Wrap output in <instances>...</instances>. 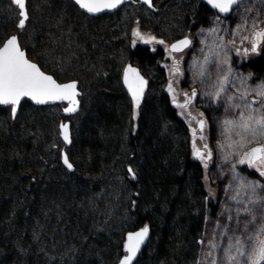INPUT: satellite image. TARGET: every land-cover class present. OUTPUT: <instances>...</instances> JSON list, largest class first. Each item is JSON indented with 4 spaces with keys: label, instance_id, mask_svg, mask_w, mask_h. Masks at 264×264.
Here are the masks:
<instances>
[{
    "label": "trees",
    "instance_id": "obj_1",
    "mask_svg": "<svg viewBox=\"0 0 264 264\" xmlns=\"http://www.w3.org/2000/svg\"><path fill=\"white\" fill-rule=\"evenodd\" d=\"M61 2L72 18L65 22L76 35L80 9L71 0ZM182 2L174 3L188 19L195 6ZM56 19L53 26L58 28L60 18ZM16 25L11 16L0 15V43ZM54 31L46 24L32 40L35 48L20 44L26 54L30 47L31 53H39L37 62L47 72L51 66L45 51L52 52L66 41ZM131 61L152 69L154 82L150 78L147 94L137 107L122 86L120 64L100 73L102 79L112 76V87L98 85L91 130L86 123L80 133V162L72 164V172L63 167L59 156L46 167L45 147L32 125L46 107L23 101L14 118L9 108H0L7 118L5 124L0 122L5 128L0 129V264H118L124 235L143 226H148L150 237L135 264H195L205 212L210 210L213 216L216 205L206 202L203 166L193 157L188 127L166 91L157 94L154 88L156 79L157 84L162 82L157 77L158 60L148 49L132 46ZM260 61L251 65L254 70ZM51 74L60 78L54 71ZM27 109L33 114L25 115ZM122 146L129 151L121 160ZM56 148L51 147V152ZM44 167L47 173L39 177ZM112 191L120 198L116 206Z\"/></svg>",
    "mask_w": 264,
    "mask_h": 264
},
{
    "label": "rangeland",
    "instance_id": "obj_2",
    "mask_svg": "<svg viewBox=\"0 0 264 264\" xmlns=\"http://www.w3.org/2000/svg\"><path fill=\"white\" fill-rule=\"evenodd\" d=\"M61 1L63 0H32L29 5L27 0L28 18L25 26L20 28L17 6L12 2L11 5H7L0 0L1 17L11 16L17 21L16 27L5 36L0 46L10 35L16 34L19 44L22 43L25 46L31 44L35 48L36 43L34 45L32 40L39 35L41 27L46 24L52 25L58 39L63 37L66 41L64 44L61 39L60 48L55 46L52 52L45 51L46 61L52 69L50 71H54L57 77L60 76L58 79L53 76L60 83L70 80H76L79 83L80 103L79 111L75 115L65 118L62 115L64 104L43 106L46 108L37 114L39 118L34 115L36 121L32 125L41 137L38 142L42 143V149L45 147L42 154L45 155L48 168L58 156L60 158V150H65L72 164L79 165V136L86 123L87 125L89 123L91 130V121L94 119L92 109L98 98V85L106 84L107 88L112 87V76L104 75L103 79L100 76L101 72H106L105 68L109 69L115 64H120L123 76L125 70L123 65L128 63L130 67L140 68L142 73H146L154 82L153 74L149 72L152 69L139 66L133 61L128 62L129 49L132 46L147 45L148 49L154 52L158 48V38H163L170 43L176 36L185 32L184 17L179 9L180 6L174 3L175 0H153V11L146 8L139 0H131L122 4L118 12L104 13L101 18H97L102 16L98 15L90 16L94 19H87L82 16L85 12L80 10L79 33L74 35L73 26H67L69 23L65 22L72 18L65 9L61 8ZM58 17L60 20L57 22L60 26L57 28L53 26V23L56 18L59 19ZM263 29L264 0L243 1L228 19L213 15L206 27L190 32L193 45L190 50L180 55L183 58L164 48L161 65L164 66L168 78L163 85L169 81L167 89L171 88L169 91L171 100L177 101L178 88L182 81H186L188 101L198 100L206 112V118L202 119L201 115L192 121L187 114L182 113V109L178 110L180 117L193 135L198 123L203 121L202 133L205 141H196L193 152L194 158L200 159L203 166L206 202L211 201L216 205L212 212L213 216L209 214L210 210L205 212V226L198 240L199 250L195 264H213V261L215 264H227L229 245H235L236 240L240 239L247 251L249 245L254 243L249 240V237L255 236L260 225H264V175L251 173L240 165L242 154L258 144L249 143L241 148L239 144L241 137L237 135L240 129L234 128L228 132L224 123L227 120L238 122L241 112L247 115L245 104H252L253 109L260 107L259 103L252 102L261 99L253 90L264 86V41H261L259 49L253 53L252 36ZM136 32L145 39H140L134 34ZM153 37L155 39L151 42H145ZM60 43L61 41L57 45ZM33 48H29L30 55L27 54V57L38 64L36 56L40 57V55L31 53ZM259 56L261 61L256 71L252 64ZM181 61L184 62L181 63ZM177 69L182 71L180 76L177 75ZM43 71L53 75L51 72ZM225 76L228 78L227 82L223 80ZM158 82L159 80L156 79V86L153 84L158 91L157 94L160 93L161 88ZM221 84H223V91H221ZM218 92L219 96H217ZM237 105L239 107H236ZM187 107V113H195L193 105ZM2 108L10 109V107ZM7 112L9 113L8 109ZM29 113L33 114L32 110L27 109V112L26 110L24 112L25 115ZM25 115L22 117L26 118ZM6 119V116L1 113L0 122L5 124ZM64 120L70 121L72 145L69 147H64L58 136V125ZM3 128L4 126L0 124V129ZM127 139L125 138V142ZM54 146L57 147L56 151L51 152L50 148ZM201 148L204 151H201ZM197 149L201 156L196 154ZM128 151V147H121L123 156L121 160ZM46 167L40 169L39 177L47 173ZM119 171L120 168L117 173ZM249 185L254 186V190ZM109 197L110 192L106 198L107 201L110 200ZM114 197L113 204L115 203L116 206L120 198L113 193ZM109 204L111 205L112 202ZM231 255L238 256L235 247L231 249ZM238 264H245L244 257H239Z\"/></svg>",
    "mask_w": 264,
    "mask_h": 264
},
{
    "label": "snow or ice",
    "instance_id": "obj_3",
    "mask_svg": "<svg viewBox=\"0 0 264 264\" xmlns=\"http://www.w3.org/2000/svg\"><path fill=\"white\" fill-rule=\"evenodd\" d=\"M121 2L122 0H76V3L89 13H98L104 9L115 8ZM145 2L150 3V0H145ZM13 3L20 9L21 19L18 26L23 28L28 18L25 10L26 0H13ZM208 3L220 12L226 13L237 3V0H208ZM134 34L139 36L140 39H145L140 36L139 32ZM255 36L256 40L252 44L253 52L257 50L258 41H264V31L256 32ZM153 39L155 38H148L145 42H151ZM158 42L163 43V41ZM190 43L191 41L188 39L181 40L171 46V51H181ZM227 79V76H225L223 78L224 82H227ZM124 83L127 85L138 107L147 82L139 75L136 69L129 66L124 72ZM76 87L75 82L60 84L51 76L41 72L36 64L31 63L25 58V53L21 51L17 37H10L3 44V47H0V105H11L13 114H15L21 99L25 97L30 98L38 104H44L49 101H68L70 106L65 111L73 112L78 105ZM221 91H223V84H221ZM253 91L261 99L252 103H259L260 107L253 109L252 104H245L244 107L247 110V115L241 112L238 122L227 120L224 123L227 126L226 131L228 132H231L234 128L240 129L237 135L241 137L239 141L241 148L249 143L259 145L251 147L250 150L245 152L240 163L247 162L250 166L259 163L261 166H264V143H261V141H264V86H260ZM219 94L218 92L217 96ZM236 107H239V105ZM200 124L202 128L203 121H200ZM61 127L64 132L65 141H69L68 126L62 125ZM196 154L198 156L202 155L198 149ZM64 163L69 169L72 168L67 156L64 157ZM261 175H264V172ZM249 187H252L254 190V186L249 185ZM147 233L148 228L145 227L140 232L128 236L125 245L128 255L124 257L121 264H131ZM249 240L254 241V243L249 245L247 251H245L244 244L240 239L236 240L235 245H229V254L226 258L227 264H238L239 257H244L245 264H264V225H260L256 235L249 237ZM212 247H215V245H212ZM233 247L236 248L238 256L231 255ZM213 264H215L214 261Z\"/></svg>",
    "mask_w": 264,
    "mask_h": 264
},
{
    "label": "flooded vegetation",
    "instance_id": "obj_4",
    "mask_svg": "<svg viewBox=\"0 0 264 264\" xmlns=\"http://www.w3.org/2000/svg\"><path fill=\"white\" fill-rule=\"evenodd\" d=\"M245 1H249V0H245ZM182 3H190V4H192V5L195 6L194 13L192 15H190V17L188 19H184L185 32L182 33L181 35L176 36L173 39V41L170 42V43H167L165 41V39H163V38H158V41H163V43H159L158 42L157 43L158 48L156 50H154V52L153 51H150L148 49V46L147 45H144V46H141V47H143L145 49H148L149 50V53L151 55L152 54L155 55L156 59L160 63L159 67H160L161 70L158 71V73H157L158 74L157 77L160 80L162 79V82H161L162 85H160L161 86V92L160 93L162 94V93H164V91H166V94L168 95V97H169V99L171 101V105H172L173 109L175 110V112L177 113V115L179 117H180V114H179V111L178 110L179 109H182V113L183 114H187L188 115V118L193 121L197 117H201V115H202V119L206 118V112L203 109L202 104H200L198 100L194 99L193 101H191V100L188 101V99H187L188 93L186 92V89L188 88V86H187L188 83H186V81H182L181 84H180V87L178 88L177 101L176 100L175 101L171 100L172 96L169 93L170 90L167 89L168 86H169L168 85L169 84L168 83L169 81H166V85L165 86L163 85L164 80H167V78H168L167 77V73H166V71L164 69V66L161 65V61H163V56H164V53H165L164 48L166 47L167 51L170 52V53H172V54L173 53H176L177 55H179V58H183V56H180V55H182V53H184L185 51L190 50V48L193 45V39H192V37L189 34L190 32H194V31H197V30H199L201 28L206 27L208 25L209 21H210V18L213 15L216 16V17L228 19L229 17L232 16V13L234 12V10L237 7H235L233 10H230V11H228V12L225 13V12H220L218 9L214 8L211 4L208 3V0H183ZM153 10H151V11H153ZM263 31H264V29H263ZM182 38H186L189 41H191V43L188 45V47H186L184 50H182L180 52H172V51H170V49H169L170 45L174 41H177V40L182 39ZM252 39L253 40H256L255 33L253 34ZM260 43H261V41H258L257 50L259 49V44ZM133 48H135V46H133ZM255 52H253V53H255ZM259 58H260V56L256 60H259ZM183 62L184 61H181V63H183ZM128 67H126V68H128ZM131 67L133 69H136L139 72V75L141 77H143V79L147 82L146 85H145V89L143 91L142 97L140 99V103H141L143 101L144 97L146 96L147 91L149 89V86H150V78H149V76L146 73H142V71L140 70V68L133 67V66H131ZM124 72H125V70L123 71V74H124ZM181 74H182V71H181V69H179L177 75L180 76ZM121 83H122V86H123L124 90L126 91V89H125V87L123 85V76L121 78ZM126 93H127V91H126ZM127 95L133 101V103L135 104L134 100L130 97V95L128 93H127ZM191 105H193V107L195 108V110H194L195 113H187V110H188V107L187 106L190 107ZM186 126H187V124H186ZM188 130H189V127H188ZM202 132H203V130L201 128L200 122L197 125V129H195V134H194L195 136L192 134L193 133L192 131L191 132L189 131V134H190V144H191V150H192L193 157H194V154H195L193 152L194 151V144H195V142L196 141L197 142H199V141H203L204 142L205 141V137H204V135H203ZM204 145H206V144H204ZM256 146H259V145H256ZM248 150H250V149H248ZM201 151H204V149L201 148ZM243 154H242L240 160L243 158ZM196 160L199 161L200 159L199 160L196 159ZM199 162L201 163V161H199ZM240 165L241 166H244L251 173L253 172V173H256V174H261L262 172H264V166H261L259 163L255 164L253 166H250L247 162L246 163H243V164L240 163Z\"/></svg>",
    "mask_w": 264,
    "mask_h": 264
},
{
    "label": "water",
    "instance_id": "obj_5",
    "mask_svg": "<svg viewBox=\"0 0 264 264\" xmlns=\"http://www.w3.org/2000/svg\"><path fill=\"white\" fill-rule=\"evenodd\" d=\"M26 1H27V0H26ZM71 1H72V2H73V3H74V4H75L80 10H82L83 12H85L86 14H88L89 16H98V15H102V14H104V13H114V12H116V11L121 7L122 4L127 3V2H129V1H131V0H122V2H121L120 4H118L117 7H115V8H111V9H104V10L98 12V13H89L86 9L81 8L80 5H79L78 3H76V0H71ZM242 1H245V0H237V3L234 4L230 10H233L235 7H237L238 4H239L240 2H242ZM11 2L13 3V0H11ZM139 2H140L141 4H143L146 8L150 9V10H153V9H154V7H153V0H150V3H146L145 0H139ZM13 4L16 5L15 3H13ZM16 6H17V5H16ZM17 8L19 9L18 6H17ZM25 10H26V6H25ZM26 12H27V10H26ZM19 15H20V9H19ZM27 17H28V15H27ZM20 19H21V16H20ZM18 25H19V24H18ZM18 27H19V26H18ZM12 36L17 37L16 34H14V35H10L7 39H5V41L2 43V45H1L0 47H3V44H4V43H5L10 37H12ZM184 39H186V38H182V39H179V40H177V41H174V42L170 45V47H169L170 51H171V46H172L173 44H176V43H178L179 41L184 40ZM17 41H18V44H19L18 37H17ZM19 47H20L21 51H23V52L25 53V58H26L27 60H29L31 63L36 64L35 62L31 61V60L27 57V54H26L25 50L21 48L20 44H19ZM187 47H188V46H187ZM185 48H186V47H184L182 50H184ZM182 50H181V51H182ZM172 52H173V51H172ZM175 52H180V51H175ZM36 65H37V67L40 69L41 72H43V73L46 74V75L51 76V77H52L57 83H60V82H58V81H57L52 75H50V74H48V73H45L43 70H41V68L38 66V64H36ZM73 82L76 83V86H77V87H76V92L78 93V95L76 96V100L78 101V105H77V107H76V110L73 111V112H66V111H65V109L68 108V107L70 106L68 101H49V102L44 103V104H38V103H36L35 101H33V100H31L30 98H27V97L21 99L20 104L17 106V110H16L15 114H13V112H12V106H11V105H0V106H1V107H10V111H11L10 114H11V117L14 118V117L17 115V113H18V109H19V106L21 105V103H22L23 101H27V102L31 103L32 105H34V106H38V107H41V106H51V105H56V104H64V107L62 108V115H63L65 118H69V117L75 115V114L79 111V103H80V102H79V96H80V94H81V92L79 91V83H78L76 80H70V81H67V82H62V83H60V84H68V83H73ZM123 85H124V87H125L127 93H128V94L130 95V97L132 98V94H131V92L129 91L127 85L124 83V74H123ZM144 89H145V87H144ZM132 99H133V98H132ZM62 125H67V126H68L69 141H65V139H64V132H63V129H62V127H61ZM58 131H59V138H60L61 142L63 143L64 147H69V146L71 145V142H72V139H71V131H70V121H69V120H64V121L60 122L59 125H58ZM65 156H67V153L65 152V150H62V151L60 152V161H61V164L63 165V167H64L68 172H72V171L74 170V167H73L72 163L69 161L68 156H67V158H68L69 163L72 165V168L69 169V168L67 167V165L64 163V157H65ZM132 176H133V175H132ZM145 227L148 228V226H143V227H141V228H139V229L132 230V231H128V232L124 235V238H123V245H122L123 256L119 259L118 264H121V262H122V260L124 259V257L128 255V253H127V251H126V249H125V245H126V243H127L128 236H129L130 234H135V233H137V232H140V231H141L142 229H144ZM149 237H150V231H149V228H148L147 236L144 238L143 243L140 245L139 251L137 252L136 256H135V257L133 258V260L131 261V264H135V263H136V261H137L138 257L140 256L142 250H143V249L145 248V246L147 245V243H148V241H149Z\"/></svg>",
    "mask_w": 264,
    "mask_h": 264
}]
</instances>
